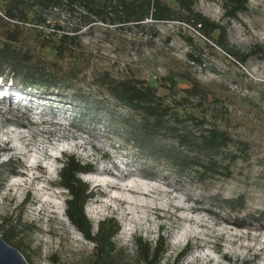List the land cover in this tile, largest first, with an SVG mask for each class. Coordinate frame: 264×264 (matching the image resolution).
Masks as SVG:
<instances>
[{"label": "rangeland", "instance_id": "rangeland-1", "mask_svg": "<svg viewBox=\"0 0 264 264\" xmlns=\"http://www.w3.org/2000/svg\"><path fill=\"white\" fill-rule=\"evenodd\" d=\"M194 9L226 27L237 55L178 21L120 26L92 15L80 24L84 12L77 8L55 15L65 30L78 27L82 73L58 92L64 98L39 89L23 93L0 80V165L11 158L15 171L0 167V232L14 229L13 241L32 264H92L94 243L65 216L67 192L57 185L69 154L94 165L93 173L79 175L93 192L85 213L94 232L105 218L118 222L114 241L123 262L136 257L135 236L154 245L161 234L158 264H264V226L254 220L238 226L236 214L210 200L243 194L239 217L264 211V0H248L235 18L224 17L220 0H197ZM104 73L151 84L173 107L225 131L235 155L225 160L231 176L192 181L145 158L118 126L127 110L98 84ZM193 80L194 94L181 101Z\"/></svg>", "mask_w": 264, "mask_h": 264}, {"label": "trees", "instance_id": "trees-1", "mask_svg": "<svg viewBox=\"0 0 264 264\" xmlns=\"http://www.w3.org/2000/svg\"><path fill=\"white\" fill-rule=\"evenodd\" d=\"M174 1V2H173ZM197 0H0V80L4 85L10 81L17 91L28 93L39 89L46 95L56 94L59 99L82 73L76 63L78 27L65 30L55 15L60 11L74 13L77 8L84 14L80 24H86L92 15L113 25H143L145 21H178L196 29L205 39L215 42L222 50L237 55L228 47L226 27L219 21L194 9ZM223 15L235 18L247 9L248 0H220ZM175 3V5L173 4ZM216 33L217 37H214ZM190 56V55H189ZM193 60H198L190 56ZM241 60L247 54L240 55ZM172 83L174 81L169 78ZM194 88H185L187 101L194 94ZM105 91L124 107L127 113L119 119V127L127 140L145 158L169 168L179 176H189L192 181L204 182L216 176L230 177L231 171L226 158L234 160L230 151V136L216 127H206L203 116L180 111L173 107L151 84L138 79L115 78L104 73L98 81ZM56 90V93H54ZM76 97V96H74ZM88 106L96 112L98 104ZM110 116L109 113H105ZM12 159L3 162L4 171L14 173ZM95 167L83 162L74 154L65 155L58 170L57 185L67 192L64 214L82 236L94 243L92 264H158L165 252V239L159 234L154 245L135 236L136 257L132 262L120 259V250L114 241L119 224L113 217L101 220L94 232L92 222L85 213V205L93 196L88 184L80 174L93 173ZM212 205L234 216V223L242 226L245 220H254L264 226V211L256 209L243 217L239 214L245 208L243 194L234 197L214 195ZM2 224L0 223V228ZM3 238L14 244L27 261L21 243L14 242V229L5 230ZM189 250L185 246L177 260ZM241 264H249L243 262Z\"/></svg>", "mask_w": 264, "mask_h": 264}, {"label": "water", "instance_id": "water-1", "mask_svg": "<svg viewBox=\"0 0 264 264\" xmlns=\"http://www.w3.org/2000/svg\"><path fill=\"white\" fill-rule=\"evenodd\" d=\"M2 234L0 232V264H32L14 244L6 242Z\"/></svg>", "mask_w": 264, "mask_h": 264}]
</instances>
